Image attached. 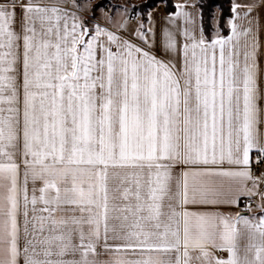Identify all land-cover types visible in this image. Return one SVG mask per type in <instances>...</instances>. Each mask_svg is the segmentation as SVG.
Listing matches in <instances>:
<instances>
[{
    "label": "snow or ice",
    "instance_id": "obj_1",
    "mask_svg": "<svg viewBox=\"0 0 264 264\" xmlns=\"http://www.w3.org/2000/svg\"><path fill=\"white\" fill-rule=\"evenodd\" d=\"M262 5L0 0V264H264Z\"/></svg>",
    "mask_w": 264,
    "mask_h": 264
},
{
    "label": "trees",
    "instance_id": "obj_2",
    "mask_svg": "<svg viewBox=\"0 0 264 264\" xmlns=\"http://www.w3.org/2000/svg\"><path fill=\"white\" fill-rule=\"evenodd\" d=\"M100 1L102 2L104 0H100ZM162 3L164 4V10L166 13L175 10L174 0H166L167 7L165 6V0H146L137 5L140 6V8L146 12L148 10H152L156 8L158 4H162ZM199 4L203 7L205 23L206 25L209 26V30H210L211 18L214 12V7L217 6L220 9L219 18H222L221 23L224 25H225V19L228 18L230 15H232L231 0H199ZM225 30L227 31L226 26H225Z\"/></svg>",
    "mask_w": 264,
    "mask_h": 264
},
{
    "label": "crops",
    "instance_id": "obj_3",
    "mask_svg": "<svg viewBox=\"0 0 264 264\" xmlns=\"http://www.w3.org/2000/svg\"><path fill=\"white\" fill-rule=\"evenodd\" d=\"M190 2H191V1H189V3H190ZM177 3H184V0H175V4H177ZM233 3H236V4L240 5V6H241L240 10H241V11H244V6L249 5V4H258V3H259V0H232V4H233ZM151 11L153 12V14H154L157 18H159V17H161L162 15L166 14V12H165L164 10L161 11V10L159 9V7H156V8H154V9H152ZM259 13H260V15H261L262 22H264V5H262V6L260 7V9H259ZM97 14H99V12H98Z\"/></svg>",
    "mask_w": 264,
    "mask_h": 264
},
{
    "label": "rangeland",
    "instance_id": "obj_4",
    "mask_svg": "<svg viewBox=\"0 0 264 264\" xmlns=\"http://www.w3.org/2000/svg\"><path fill=\"white\" fill-rule=\"evenodd\" d=\"M104 1L101 2L100 0H91V2L94 3V4H96L98 2H100V4H107V3H109V0H104ZM144 1H146V0H111V3L112 4H125V3H127V4H129L131 6V5L140 4V3L144 2ZM189 1H191V0H189ZM174 2H175V0H174ZM160 5H162L164 7V4L163 3L162 4H158L156 7H159V9L161 11H163L164 9L162 10V8L160 7ZM231 5H232V0H231ZM98 12H99V10H97V13ZM219 14H220V9L217 6L214 7L213 15H215L217 18H219ZM226 21H227V18L225 19V26H226Z\"/></svg>",
    "mask_w": 264,
    "mask_h": 264
},
{
    "label": "built area",
    "instance_id": "obj_5",
    "mask_svg": "<svg viewBox=\"0 0 264 264\" xmlns=\"http://www.w3.org/2000/svg\"><path fill=\"white\" fill-rule=\"evenodd\" d=\"M160 7L162 8V10L164 9V7L162 5H160Z\"/></svg>",
    "mask_w": 264,
    "mask_h": 264
}]
</instances>
